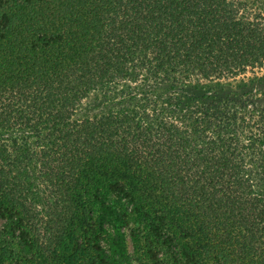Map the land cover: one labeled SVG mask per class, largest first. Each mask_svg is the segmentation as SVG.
Masks as SVG:
<instances>
[{"label": "trees", "instance_id": "16d2710c", "mask_svg": "<svg viewBox=\"0 0 264 264\" xmlns=\"http://www.w3.org/2000/svg\"><path fill=\"white\" fill-rule=\"evenodd\" d=\"M259 79L264 0H0V264H264Z\"/></svg>", "mask_w": 264, "mask_h": 264}, {"label": "rangeland", "instance_id": "374dc122", "mask_svg": "<svg viewBox=\"0 0 264 264\" xmlns=\"http://www.w3.org/2000/svg\"><path fill=\"white\" fill-rule=\"evenodd\" d=\"M256 86L264 91V80H257ZM184 94V93H183ZM111 95L104 91H95L91 93L81 105L80 114H93L101 111H106L114 105L116 99H111Z\"/></svg>", "mask_w": 264, "mask_h": 264}]
</instances>
